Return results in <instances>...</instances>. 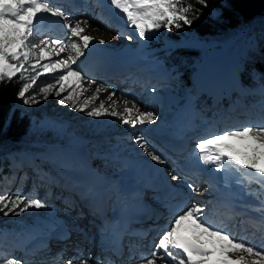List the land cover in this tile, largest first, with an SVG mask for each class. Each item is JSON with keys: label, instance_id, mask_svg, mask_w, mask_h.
Returning a JSON list of instances; mask_svg holds the SVG:
<instances>
[{"label": "snow or ice", "instance_id": "6c2138e0", "mask_svg": "<svg viewBox=\"0 0 264 264\" xmlns=\"http://www.w3.org/2000/svg\"><path fill=\"white\" fill-rule=\"evenodd\" d=\"M96 3L98 7L106 9L109 17L116 22L117 35H123L129 41L137 36L139 40L147 41L151 38L149 33L161 28L170 31L185 25L190 27L202 14L192 0H108L107 3L96 0ZM195 3L208 7L207 0H195ZM49 17L66 20L68 23L63 27L68 29V34L64 39L45 38L39 44H33L31 38L41 30L43 22ZM88 27L91 25L87 19L69 17L62 9L54 7L50 0H0V81L5 78L10 81L19 74L18 79L23 83L18 91V99H22L25 105L38 103L37 95L46 100L54 94L59 98L57 102L60 105L68 104L71 109L87 117L111 116L122 125L132 128L154 124L157 115L141 110L127 96L123 97V111L118 112L117 100L114 99L116 93L109 92L101 99L99 94L108 91V86L97 84L77 67H73L93 43V37L84 34ZM99 43L104 44L105 41L100 40ZM63 53H67V56L63 57ZM53 54L59 59L53 60ZM41 61L46 62L41 64ZM29 69L35 75H26ZM57 73L59 75H55ZM43 74H49V81L39 86L38 93L26 96ZM93 85L94 91L90 96H85ZM151 91L155 93L156 89L152 88ZM105 100L110 103L106 105ZM134 143L155 163L166 162L151 148L143 135H137ZM192 156L197 165L202 163L208 166L198 170L208 173L209 186L201 189L189 183V189L203 194L209 192L213 184L218 189L221 183L228 188L234 177L243 176L244 180L236 179L235 183L243 185L246 181L248 185H257V189L249 188L247 194L260 200L256 210L264 212V200L260 199L264 195V121L209 133L195 143ZM215 173L222 175L217 176ZM181 179L179 174L172 175L173 181ZM228 206L235 215L246 214L236 211L237 206L232 202H228ZM46 207L45 202L29 198L19 191L0 193V213L5 217L10 214L19 216L30 209ZM174 211L172 219L157 232L158 239L152 244L150 254L137 253L134 249L140 246L130 245L129 260L139 255L136 264H264V235L260 237V247L253 244L246 235L237 239L227 230V225H214L208 221L207 204L204 202H195L190 206L178 204ZM261 223L264 225V222ZM131 235L144 239L148 233ZM62 238L67 239V236ZM46 247V244L41 245L38 250ZM64 254L61 251L56 257L62 264H105L100 258L94 262L91 255L85 256L78 247L67 259H64ZM115 254L122 255L119 250H115ZM0 264L24 262L0 248ZM107 264L112 262L108 260Z\"/></svg>", "mask_w": 264, "mask_h": 264}, {"label": "rangeland", "instance_id": "374dc122", "mask_svg": "<svg viewBox=\"0 0 264 264\" xmlns=\"http://www.w3.org/2000/svg\"><path fill=\"white\" fill-rule=\"evenodd\" d=\"M83 11L92 15L94 18V22L95 23L98 22V26L100 25L99 27L103 28L107 33H112L113 35H117V29L113 26L112 22L106 19L104 16H100L99 13L94 12L91 5L83 3L82 12ZM66 15L74 19H79L80 15H83V13L74 14V15L70 13ZM67 23L68 22L65 20L64 25H66ZM103 25H105L106 28ZM40 32L41 34L44 33L42 30ZM66 34H68V32ZM66 34L64 33L62 35V39L66 37ZM86 34L89 35L88 33ZM37 38L35 36L32 37L31 42L33 44H39L41 39H45V38L52 39L48 35L46 37L44 35H40V36L38 35ZM104 41L107 40L104 39ZM132 42L134 44H137V48L139 50L138 54H140L138 55V57L151 58L149 40L141 41L139 39L134 38ZM243 44H244L243 46L244 48H246L249 45L248 42ZM104 50H106L105 52H111L110 53L112 54L111 56L117 55L118 53L120 55H125V57H127L131 53L130 47H127L125 44L122 45L121 50L119 51L115 50L117 52L116 54L112 51V49H104ZM33 51L35 50L33 49ZM238 51L239 48H232L230 45L224 44L222 50L216 53H212L207 59V61L199 67V70L195 74L197 77L206 74L208 76L211 75L210 77L213 76L214 78L211 89H209L210 92L208 91L206 92L205 98L197 97L200 91L197 92L194 91L193 85L184 87L183 81L181 79V72H179L178 70L176 71L177 69L176 66H170L169 69H165L161 81V84L165 85L161 87L162 88L161 90H163L164 88L165 91H168L173 94L172 101H174V109L169 108L167 106V103L164 101L165 98H163L162 95L160 97V94L156 93L157 91L154 94L151 91L152 88H155L156 90L160 89L159 86H155V84H150V83H143L141 82L140 79L137 80L138 77H136V75L135 77L134 75L128 76V78L131 80L130 81L131 83L126 87L124 91L119 90L120 96L122 98L124 96H127L130 99L135 100V98H137L139 95L138 98L144 100L147 99L148 101H150V103L152 104L151 107L149 109L141 108V110L151 111L154 114H156L158 117L157 121L159 120V118L161 117L165 118V116L168 115L166 113L167 110L171 112V116L170 115L167 116L168 120H171L178 113L179 114H181L182 112L183 114L185 113L184 117L181 115L182 118L184 119L181 122L183 124H186L187 119L191 117L194 118L199 117L201 119L202 118L204 119V117L200 116L201 106L203 104H206L210 100L208 96H211L212 98L217 94L218 95L221 94L220 86L218 85V78H217L218 75H216L213 71H215L216 73H220L221 72L220 70L222 69L219 68L227 63H230L229 64L230 66L228 67L227 78L228 80L231 81L235 73L234 68L236 67V57L239 56ZM62 56L66 57L67 53H63ZM125 57L119 59H123ZM143 58H141V60H143ZM52 59L56 60L59 59V57H56L53 54ZM33 62L35 61L33 60ZM44 62L46 61H41L40 63L42 64ZM149 63L160 65L161 68L163 65L160 61H154V60L149 61ZM29 74L35 75V73L31 72V69H29V72L26 73V75ZM55 75H59V73ZM85 76L89 78V76L87 75ZM49 79H50L49 74L40 75L39 78L37 79L36 85H34L33 89H30L29 93H26V96L33 93H38L39 86L48 82ZM97 80L98 82H101L103 85L109 86L108 89L110 88L111 81L108 80L107 78L105 79L103 77ZM21 83L23 82L21 81ZM124 83L127 84L126 81ZM84 86L87 87V84H85ZM131 87L133 88L130 89ZM139 87L143 89L142 92L144 91L142 94H139V91L136 90V88L140 90ZM214 87H215V91H214ZM116 89H118V87ZM109 92L111 91L109 90L106 91L105 96L108 95ZM223 93L225 94V92ZM90 95H86V96H90ZM36 99L39 101L38 103L25 105L23 103V100L18 99L17 96L16 101L14 103V108H16V110L21 115L27 117L29 126L33 128L36 134H39L41 130L50 128L55 134L59 135L60 137L63 136V138L65 139V144H61L59 142L50 144V146L45 148L44 154L32 152L26 155L19 153L18 155H15L16 158L10 155V159L8 161L5 158L0 157V167L1 166L7 167V173L0 176V193L3 192L16 193L19 191L21 194L26 195L29 198L39 199L42 202H45L47 205V207L43 209H30L28 210V212L22 213L19 216H14L10 214L9 216L5 217L2 213H0V248H2V250L7 253L10 252L8 253L9 255L12 253L11 255L15 257L16 255H14V252L17 249L10 250L9 248L10 247L12 248L15 245V242L19 240L16 239V237L19 238L20 236H22L24 238L25 236H30L29 233L34 232L35 230L41 232L46 231L47 222L50 220L52 221L51 218L52 215H55L54 216L55 220H53L52 224H57L56 223L57 220L59 219L61 220V218L66 216V215L63 216L64 215L63 209H58L59 206L57 203L59 200L61 201L60 197L64 194L63 191H66V188L65 189L63 188L64 186L63 184L56 185V182L62 179L63 170L64 172L65 170L71 172L73 171V169L71 170L68 169L69 168L68 166L71 165L75 166L78 161L77 159L83 161L85 160L84 159L85 157L86 161H91L92 159L99 158L101 163L98 166V168L96 169L95 167H93L90 171L95 175V177L93 178H97L98 181L103 180L106 184L110 185L111 187L114 184V182H117L118 178L122 179L123 177V179L125 180L127 178L126 176L130 174H134V176L136 177L135 173H137L138 175L140 174L139 176H141L142 174L145 175L146 171H148V169L146 168V163L148 164V162L150 161L149 158H143L136 154H132L131 151H128L126 149L127 144L123 146L120 143L122 140H126L131 133H134L131 135L134 136V140H135V137L137 135H140L139 132L140 126H137L136 128H132L128 125H122L120 121H117L116 123L113 124L111 116H104L101 118L87 117L84 113L76 112L75 110L71 109L70 105L68 104L60 105L57 102L59 98L56 97L54 94L49 95V97L46 100L43 99L41 95H37ZM233 103L238 104L237 101H234ZM91 106L92 105L90 104L89 107ZM154 106L157 107L155 108ZM178 108L180 109L177 110ZM238 109H239L238 114L234 115L235 117L233 116L232 118H230L227 124H222L217 121L218 122L217 126L221 127V129L215 132H222L225 129L242 127L249 123L256 125L259 124L261 121H264V114L258 116V114L257 115L252 114L250 110H245L250 114L246 115V117L244 118L246 112L241 113L240 107ZM188 113H192V116L189 117ZM208 121L210 122V120ZM202 125L203 124H200L197 127H202ZM147 126H150L149 130L154 129L152 125H147ZM208 134H203L201 135V137L206 136ZM81 138L82 139L84 138L85 140L84 145L80 144V142H77V140ZM150 146L153 149V146L151 144ZM85 151L88 152L86 153ZM75 156H79V157L76 158ZM41 157L47 160V165L49 166L47 170L43 165L39 164L40 163L39 160ZM110 159H114V162H110L109 161ZM57 160H60V163ZM61 161L63 164H66V167L61 166ZM29 162H34L33 167L30 168L31 170L28 169L29 167H27ZM52 165L55 166L56 171L58 170V172L61 175H59V173H57L56 171H53ZM123 165L126 166L128 165L129 167H127V169H124L126 172L118 173L117 169L121 168L120 166ZM131 166L133 167L139 166L141 172L136 171ZM41 167L45 168L46 172L50 171V174H46V172L40 171ZM37 168H39V170L36 171L34 175H31L26 179L23 178L25 176H29L33 172V170L35 171ZM95 169L97 171H95ZM168 170H171V168H168ZM53 173L56 174L53 176L52 175ZM48 177H51V179L54 181L52 184L46 182V179ZM241 178L242 180H244L243 176H241ZM47 181L51 182L50 179H47ZM241 186H243V189L246 190H248L249 188L251 189L258 188V186L255 184L248 185L246 181L245 184ZM12 189H15V191L12 192ZM40 196H42V198L44 199H41ZM65 196L67 197V199L72 198L73 200L72 201L70 200V202L72 203L74 202L75 199L74 197H71L68 194H66ZM196 196H198L197 193ZM250 197L255 198V196H250ZM261 198H260L261 200H264V195H262ZM47 200H53L54 202H50ZM200 202L206 203L207 207H209L207 198L206 199L204 198L203 201L200 199ZM70 227L71 229L74 228L72 225H70ZM242 227L244 229V232L250 233L249 235L250 240H255L259 236L264 235V234L257 235L256 232L252 231L251 228L244 226ZM237 228L239 229L241 228V223H239L238 227L235 228L227 227V230L228 231L230 230V232H232L231 230H233V233H236L238 236V231H236ZM260 228L264 229V227H260ZM254 242H257L255 243L257 247L262 246V242L259 241H254ZM152 250L153 249H151V251ZM87 254L89 255L90 252H88L86 248V253L84 252V255L88 256ZM16 258L20 259V257H16ZM21 260L24 262V264H31L30 262L28 263L27 260L24 259ZM54 264H62V261H60V263H54Z\"/></svg>", "mask_w": 264, "mask_h": 264}, {"label": "bare ground", "instance_id": "6f19581e", "mask_svg": "<svg viewBox=\"0 0 264 264\" xmlns=\"http://www.w3.org/2000/svg\"><path fill=\"white\" fill-rule=\"evenodd\" d=\"M72 1H75L77 4H79V7L78 8H74V7H71L69 4H67L66 2H62L61 8L63 9L65 14H70L71 13L72 15H74V14H82L83 13V15H80L79 19H87L88 20V22L91 25V27L86 28L85 32L88 33L91 37H93V43L91 44L90 48L85 51V55L83 57H81L78 60L77 65H74L73 67L79 68L84 73V75H87V76H89L90 79L95 80L97 82V84H102L101 82H98L97 79H99V78H103L104 77L105 79L107 78L108 80H110L111 83H110V88L108 90L111 91V92L114 91L116 93V97H114V99L117 100V109L116 110L118 112H122L124 104H123V98L120 96V91L119 90H123L124 91L126 89V87L128 85H130V83H131L130 81L131 80L128 78V76L129 75H133V72L131 70H133V71L138 70V67H136V65L140 61H142L141 58H143V57H138V55H140V54H138L139 50L137 48V44H134L132 41L127 40L122 35H113L112 33H107L103 28L99 27L100 25L98 26V22L97 23L94 22V18H93L92 15H90V14L84 12V11L82 12L83 3H81V1H79V0H72ZM92 1L93 0H90L88 5L92 4ZM92 8H93L94 12L99 13L101 16H103L102 15L103 12H102V10L99 7L94 6ZM48 19L52 22V24H50V25H48L46 27H41V30L44 33L41 34V32H40L41 30H40L39 32H37L35 37L37 38L38 35L39 36L40 35H44L46 37L48 35L51 38L62 39V35L64 33L66 34L68 32V29L66 27H63L65 20L62 19L61 17H49ZM103 26L105 27V25H103ZM114 27L117 29L116 26H114ZM128 31H131V30L129 29ZM104 39L107 40V41H105L104 44H100L99 41L100 40H104ZM136 39H139L138 36L136 37ZM107 43H109V44H107ZM123 44H125L127 47H130V49H131V53L127 57H125V55H120V54H118L115 51V50H117V51L121 50ZM104 49H112V51L115 54L117 53V55L111 56L112 55V54H110L111 52H105L106 50H104ZM95 50L103 51V54H102L101 58L98 61L90 62L89 58L91 57V54ZM122 57H125V58L119 59V58H122ZM229 64L230 63H227L224 66H221L219 69H222V70H220V71H224V72L227 71L228 67L230 66ZM87 66H89L90 69L86 70ZM159 67H160V65L150 64V68H152L155 71H158V73L160 75H162L163 72L159 71ZM107 69H109V71L105 72V70H107ZM213 72L216 75H220V73H216L215 71H213ZM210 76L211 75L208 76V75L205 74L203 76L205 79L202 80L201 85H203L205 83V81L207 80V78L210 77ZM124 78H125V81L127 82V84L124 83L125 82ZM106 82H108V81H106ZM117 87H118V89H116ZM132 88L133 87H131L130 89H132ZM94 89H95V85L92 86V88L89 90L88 93L85 94V96L86 95H90L94 91ZM136 90L139 91V94H142L144 92V91L142 92V90H143L142 88H140V90H138L136 88ZM158 92H159L160 95L163 96V98H165L164 101L167 102V103H169L170 100L173 97V94L168 92V91H165L164 88H163V90L158 89ZM105 93H106V91L100 93L101 99H103L104 97L107 96V95L105 96ZM169 93L171 94V96L169 95ZM138 97H139V95H138ZM138 97L135 98L134 101L140 106V108L149 109L151 107L152 104L150 103V101H148L147 99L144 100V99H141V98H138ZM96 103L98 104L99 101H97ZM108 103H110V101L105 100V104L107 105ZM128 106L131 107L130 104ZM173 106H174V104L172 105V107ZM154 107L156 108L157 106H154ZM178 114H176V115L178 116ZM256 114H258V116H259V115L264 114V113L256 112ZM182 116L184 117V115H182ZM182 116H181L180 123L182 122V120H184L182 118ZM200 116H202V115H200ZM161 118H159V123H161V125L165 126L167 124L168 120L166 119V117L165 118L161 117ZM192 118L195 120L194 123H192V121H193ZM111 119H112L113 124L116 123L117 121H119L115 117H112ZM173 119H175V117ZM176 119H180V114H179V116ZM198 119H199V117L198 118L191 117V118L187 119L186 123L189 122L188 124L191 125V127H195L197 124L200 125V123H201V121H198ZM218 119L220 121H218V120L217 121L219 123H222V124H227L229 122L228 120H223V119H220L219 117H218ZM157 123L152 124V127L154 129H151V130H149L150 126H147V125L139 127L140 135H143L145 137V139L148 140L149 142L151 141L149 144H151L153 146V150L155 152H157L156 148L158 146H161V145H160V143L157 140H155V139L153 140L152 139L151 134L152 133H157L160 136L163 134V131H162L163 128L161 127V125L159 127H154ZM176 123H178V122H176ZM181 124L183 125V123H181ZM148 132L151 133V134H148ZM131 134H134V133H131ZM131 134L128 136V138L126 140H122L120 142L121 145L124 146L125 144H127L126 145V149L128 151H131L132 154H136V155H138L140 157H143V158H149L147 153H145L142 149L139 148V146L136 143H134V136L131 135ZM190 140H192V139H190ZM77 142H80V144L84 145L85 140H84V138L83 139L81 138V139H78ZM75 157L77 158L79 156H75ZM186 159H187V157H184L182 159L181 158H177V161H179V160L186 161ZM77 160H76L77 161L76 165L75 166L74 165L68 166L69 167L68 169H70V170L73 169V171H75L76 169L80 170V172L86 176V180L88 182L90 181V187L86 188V187L82 186L80 183H78L75 180V175H73V178L68 179V178H65L63 176V173H62V179L58 180L56 182V185L63 184L64 186H66V191H63L64 194L60 197L61 201L59 200L57 203H58V206H59L58 209H63L64 210V215L63 216H65V215L66 216L65 217L61 216L64 219L61 218V220L60 219L57 220V222H56L57 224H55V225L52 224L53 220H55L54 219L55 215L51 216L52 221L50 220V221L47 222L48 230L51 229V228L53 229L54 227H59V226H61L62 228L68 230L69 231L68 238L65 239V240H62V241H59V240L55 241L56 253L52 252V249H51L52 243H50V247L48 246L44 251H39V252H35V253H32V254H29V255L26 256V259L27 258H33L34 256H41L39 258H42V263H45V264L60 263V261H58L56 259L58 251H61L60 246L63 248L62 251L65 253L64 254V259H67L69 256L73 255L74 254V249L77 248V247L83 252V254H84V252L86 253V248H87L88 252H92V251L94 252V248L90 249V247H92V242H93V236L91 234V230L93 229V225L91 223L92 222H97L98 221V216H97L96 212L92 211L91 207H89V206H85L84 209L81 210L82 211L81 212L79 210V207H77L78 203H76L77 202L76 199L82 198L84 196V192H93V187H95L97 184H99L98 186L100 188H102L105 191L106 195H107V203L112 206L113 205V201L115 199L114 198L115 187H114V184L111 187L110 185L105 184L103 180L102 181H98L97 178H93V177H95V175H94V173H91L90 168L87 167V165H86V164H88L87 161L86 160L82 161L80 159H77ZM57 161L60 163V160H57ZM79 165H81V166H79ZM61 166L62 167H66V164H63L62 161H61ZM207 167L208 166H206V168ZM146 168L148 169V171L146 172V176H147L146 178H148L149 174H151V173L156 174V173H160V172L164 171V169L162 168V166L160 164H157L154 161L152 162L151 159L148 162V164L146 163ZM168 168H171V170H172V169L175 168V166L171 165L170 163H168L166 165V167H165V170L168 171ZM87 169H89V170H87ZM38 170H39V168H37L35 171L33 170V172L29 176H25L23 178L26 179L27 177H30L31 175H34L35 172L38 171ZM40 171L46 172L44 169H40ZM66 171H68V170H65V172ZM56 172L59 173L58 171H56ZM63 172H64V170H63ZM68 172L73 174L71 171H68ZM55 174L56 173H53L52 175L54 176ZM59 175H61V174L59 173ZM88 177H90L92 179H90ZM126 177L127 178L125 179V181L136 187V190L133 192V195L138 196L140 199L143 200V197L146 194H144L142 189H141V187L137 185L139 177H137V176L135 177L134 174L127 175ZM23 178H22V180H23ZM236 179L242 180L241 176L234 177L232 180H236ZM127 180H129V181H127ZM72 185L73 186L74 185L80 186L81 189L84 190V192L81 195H76L75 193H72L71 190H70ZM233 186H241V184H237L234 181ZM144 187L145 188H149V187L150 188L151 187L155 188V186L153 185L152 182L149 183V184L146 183V185ZM241 187L243 189V186H241ZM72 189H73V187H72ZM242 189L239 190V193L243 192ZM243 190H245L246 192L248 191L246 189H243ZM14 191H15V189H12V192H14ZM66 194H68L71 197L75 198L73 203L70 202V200L72 201L73 199L72 198L67 199V197L65 196ZM182 194H186V193L183 192ZM186 195L187 196L189 195V196L192 197V193H191V195H190V193L186 194ZM200 195L201 194H198V196H200ZM198 196L194 195V197H195L194 198V202H200V199L202 201L204 200V198L198 197ZM40 198L44 199V198H42V196H40ZM47 201L54 202L53 200H47ZM153 209H155V208H153ZM70 214H73L75 216L73 217ZM92 214H96V217L93 218L91 216ZM206 214H207V217H208V221L210 223H212L214 225H220L219 221L222 220V217H220L218 214L212 215L211 209L209 207H207V213ZM227 222H228V224H230L229 228L238 227V223L236 221H233V222L227 221ZM147 224L151 228V231H150L149 235L145 239H142V240L128 238L127 242H126L127 243L126 252L124 253V255L120 259H116L110 253L107 254L113 260V262H112L113 264H136V261L140 259L139 255H137L135 257V259H133V260H129L128 259V257H129L128 249H129L130 245H139L140 246L139 248H135L134 249V251H136L137 253L143 252L145 254H150L151 249H153L152 248V244L155 242L156 239H158V237H157L158 230L155 229V226H153V223L149 222ZM70 225H72L74 228L71 229ZM148 225H147V227H148ZM238 229L239 228H237L236 231H238ZM231 231H232L231 233L235 237H238L237 239H239L242 236L241 235L242 233L241 234L238 233V236H237L236 233H233V230H231ZM84 232H85V235L89 236V238H87V236L83 238ZM242 232H243V229H242ZM243 235H246L247 238L250 240V238H249L250 233L244 232ZM21 237L22 236H20L19 238H16V239H19V240L17 242H15V245L12 248L11 247L9 248L10 250L17 249V250H15V252H19L20 253L19 250H20L21 246L23 245V243L26 240V238H28L29 236H25L24 238L23 237L21 238ZM260 237L261 236H259L255 240H250V241L252 243L254 241L261 242ZM255 243H257V242H255ZM255 243H253V244H255ZM67 246L69 248H66ZM8 253H10V252H8ZM96 258H98V256L96 254H94L92 259L96 260ZM22 259H25V258H22ZM20 260H21V258H20ZM27 262L29 263L30 261H27ZM104 262H105V264H107V261H104ZM30 263L31 264H39V263H37L35 261H31Z\"/></svg>", "mask_w": 264, "mask_h": 264}, {"label": "trees", "instance_id": "16d2710c", "mask_svg": "<svg viewBox=\"0 0 264 264\" xmlns=\"http://www.w3.org/2000/svg\"><path fill=\"white\" fill-rule=\"evenodd\" d=\"M192 3L202 14L190 27L170 31L161 28L149 33L151 56L168 66H176L184 87H188L208 55L222 50L224 44L239 48V67L233 82L242 84L249 98H259L258 89L264 86V0H207V8L195 0ZM247 42L249 45L244 48L243 43ZM18 77L0 81V157L7 161L20 151L44 152L50 144H65L63 136L50 128L36 134L27 117L14 108L22 86ZM208 104L209 101L201 107ZM222 109H226V104ZM93 162L97 166L101 163L99 158ZM6 169L0 167V176Z\"/></svg>", "mask_w": 264, "mask_h": 264}]
</instances>
